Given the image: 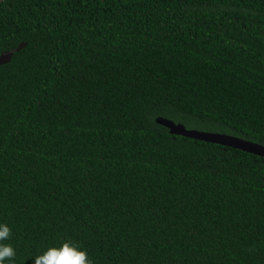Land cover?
Wrapping results in <instances>:
<instances>
[{"label": "trees", "instance_id": "1", "mask_svg": "<svg viewBox=\"0 0 264 264\" xmlns=\"http://www.w3.org/2000/svg\"><path fill=\"white\" fill-rule=\"evenodd\" d=\"M0 224L32 264H264V0H4Z\"/></svg>", "mask_w": 264, "mask_h": 264}, {"label": "water", "instance_id": "2", "mask_svg": "<svg viewBox=\"0 0 264 264\" xmlns=\"http://www.w3.org/2000/svg\"><path fill=\"white\" fill-rule=\"evenodd\" d=\"M3 1L4 0H0V4ZM26 45L27 42H22L14 49L2 52L0 55V65L10 62L14 52L19 51ZM156 121L159 124L167 127L169 131L173 134L182 135L185 137H190L193 139L216 143L224 146H229L247 151L249 153L264 156V144L256 141L245 139L229 133L190 129L187 128L183 123L175 122L174 120L163 116L157 117Z\"/></svg>", "mask_w": 264, "mask_h": 264}, {"label": "clouds", "instance_id": "3", "mask_svg": "<svg viewBox=\"0 0 264 264\" xmlns=\"http://www.w3.org/2000/svg\"><path fill=\"white\" fill-rule=\"evenodd\" d=\"M12 230L7 224H0V264L5 260L13 261L16 255L11 244L4 241L11 238ZM32 264H93L85 250L68 241L60 247H49L42 254L32 258Z\"/></svg>", "mask_w": 264, "mask_h": 264}]
</instances>
